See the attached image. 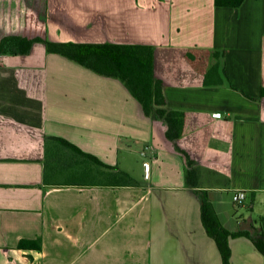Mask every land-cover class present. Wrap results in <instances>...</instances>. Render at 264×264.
<instances>
[{
  "label": "crops",
  "instance_id": "1",
  "mask_svg": "<svg viewBox=\"0 0 264 264\" xmlns=\"http://www.w3.org/2000/svg\"><path fill=\"white\" fill-rule=\"evenodd\" d=\"M46 12L50 42L152 46L167 106L208 119L191 134L189 186L166 126L121 80L42 44L0 56V264H222L195 190L229 232L264 225V0H47ZM188 49L219 52L216 72L195 75ZM54 137L137 185H77L94 166ZM45 151L48 167L26 159ZM37 238L40 250L18 247ZM229 247L231 264H264L247 237Z\"/></svg>",
  "mask_w": 264,
  "mask_h": 264
},
{
  "label": "trees",
  "instance_id": "2",
  "mask_svg": "<svg viewBox=\"0 0 264 264\" xmlns=\"http://www.w3.org/2000/svg\"><path fill=\"white\" fill-rule=\"evenodd\" d=\"M244 0H214L215 6L239 7ZM47 0H0V56H21L28 54L34 44H42L47 52L61 54L94 72L121 80L133 97L140 103L143 113L166 126L165 137L174 142V148L182 154L187 164L186 183L193 186L195 163L200 154L191 148V134L207 123V115L171 109L167 106L163 81L155 72V50L148 45H123L115 43H54L47 39ZM219 52L188 49L184 55L187 64L193 67L195 75L208 76L216 72ZM243 92V91H242ZM246 97L253 99L247 94ZM260 98H264V87ZM63 149L79 155L96 170L84 169L77 185L135 186L137 183L126 172L115 170L96 157L82 152L75 145L61 138H50ZM41 152L43 147L38 146ZM48 167L46 151L36 158ZM56 156H60L56 151ZM47 163V164H46ZM95 170V171H94ZM46 179V176L44 177ZM200 200L201 221L207 234L213 238L221 256L222 264H231L229 238L244 236L255 248L264 254L263 219L259 227L250 230L229 232L218 219L205 190H195ZM21 249H41L40 238L21 240Z\"/></svg>",
  "mask_w": 264,
  "mask_h": 264
},
{
  "label": "built area",
  "instance_id": "3",
  "mask_svg": "<svg viewBox=\"0 0 264 264\" xmlns=\"http://www.w3.org/2000/svg\"><path fill=\"white\" fill-rule=\"evenodd\" d=\"M143 166L145 168V172H147L148 163L144 162ZM246 198H247V194L245 192H242V191H237L232 196V200L235 203L244 202V201H246Z\"/></svg>",
  "mask_w": 264,
  "mask_h": 264
},
{
  "label": "rangeland",
  "instance_id": "4",
  "mask_svg": "<svg viewBox=\"0 0 264 264\" xmlns=\"http://www.w3.org/2000/svg\"><path fill=\"white\" fill-rule=\"evenodd\" d=\"M231 207L233 208V207H235V205H231ZM237 209H238V207H236ZM243 212H245V210H242Z\"/></svg>",
  "mask_w": 264,
  "mask_h": 264
},
{
  "label": "water",
  "instance_id": "5",
  "mask_svg": "<svg viewBox=\"0 0 264 264\" xmlns=\"http://www.w3.org/2000/svg\"><path fill=\"white\" fill-rule=\"evenodd\" d=\"M246 229H247V230H250V229H251V227H246Z\"/></svg>",
  "mask_w": 264,
  "mask_h": 264
}]
</instances>
